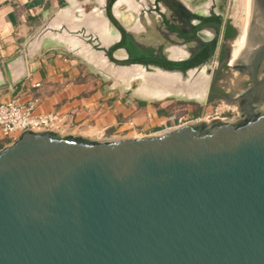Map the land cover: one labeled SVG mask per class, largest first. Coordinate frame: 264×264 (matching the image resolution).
Segmentation results:
<instances>
[{"label": "water", "instance_id": "obj_1", "mask_svg": "<svg viewBox=\"0 0 264 264\" xmlns=\"http://www.w3.org/2000/svg\"><path fill=\"white\" fill-rule=\"evenodd\" d=\"M111 4L97 23L56 20L39 40L58 34L95 66H110L127 88L145 80L144 95L153 82L165 85L152 65H192L152 57L143 11L131 27ZM236 39L228 26L213 79L229 64L251 84L233 99L209 92L207 103L220 98L236 105L237 122L201 121L105 142L27 130L2 148L0 264H264V0H249L241 55L229 45ZM216 41L199 63L214 57ZM26 60L14 59L22 72L15 83L13 60L0 62L12 89L26 77Z\"/></svg>", "mask_w": 264, "mask_h": 264}, {"label": "crops", "instance_id": "obj_2", "mask_svg": "<svg viewBox=\"0 0 264 264\" xmlns=\"http://www.w3.org/2000/svg\"><path fill=\"white\" fill-rule=\"evenodd\" d=\"M75 2L79 4L81 0ZM66 4L67 0H0V62L13 60L10 71L14 83L19 78L16 74H22L20 63L14 59L19 56L27 58L24 62L26 77L13 89L8 74L0 76V103L20 96L25 102H35L38 113L57 114L59 122L69 119L71 114L73 117L78 114L77 121L98 114L95 118H100L101 122L89 127L80 123L71 128L70 134L84 137L97 135L118 124L117 117L121 114L128 117L133 108L119 109L120 100H108L112 96L104 97V91H89L86 72L79 64L81 62L59 51V47L55 48L57 50L50 47L49 40L55 35L39 40L52 18L56 17L60 24L67 22L63 19L64 15L65 19L78 16L76 6L70 15L65 13L67 9L61 8ZM37 84L39 86H35ZM98 105H101V111H98ZM65 129L70 130V127ZM8 144L7 140L0 139V150Z\"/></svg>", "mask_w": 264, "mask_h": 264}, {"label": "flooded vegetation", "instance_id": "obj_3", "mask_svg": "<svg viewBox=\"0 0 264 264\" xmlns=\"http://www.w3.org/2000/svg\"><path fill=\"white\" fill-rule=\"evenodd\" d=\"M109 1L111 2V0H81L79 4H76L75 0H67V4L61 8L67 9L65 13L70 15L75 6L78 8L76 11L78 16L68 17L69 20L66 22L68 23L67 26H69L74 19L81 17L86 19L88 23H97L101 18L100 15H102V10L108 5ZM142 1L112 0L111 11L114 14L118 13L122 5H126V7L133 12L142 10L147 21L144 26L145 44L151 56L169 63L192 64L183 70H174L164 67L163 65L159 67L152 65L150 67L151 73L153 72V74H156L160 72V75L163 76L164 79L170 78L173 80L169 86L162 85V89L158 92L160 95L152 98L161 100L179 94L187 96L192 100L205 97L206 101H208L209 92H211L221 95L226 99H233L250 86V78L242 76L238 72L242 77H246V81L248 82L247 87L240 93L234 88H227L226 72L228 70L236 71L233 66L229 64H223L220 70L215 73L213 79L214 71L217 70L219 66L226 28L232 26L231 24L224 23L222 0ZM140 3L143 4V8L142 5H139ZM212 19L214 21L220 19L221 24L217 25L211 22L210 20ZM56 20V17L52 18L50 21L51 23L48 25H51ZM201 24H203V26L198 30L197 28ZM110 26L112 27L113 25L110 24ZM65 31V37L70 38L72 32L70 33L67 29ZM54 35L53 39L49 40V43L52 44L50 46L53 48L52 50H57L55 48L59 47V51L64 52L70 57L77 58L88 68V60L82 52L69 47L67 43L58 38V34ZM214 39L217 40V49L214 57L199 63L198 60L203 55L205 48ZM83 56L85 58H83ZM179 83L180 87L177 86ZM242 84V81L237 82L238 86H242ZM214 100H222L225 102V100L220 98H214L209 102ZM263 104L261 105V110H263ZM229 106L235 109L234 106L236 105L229 104ZM235 111L238 114V119L234 122H237L240 119V114L238 109H235Z\"/></svg>", "mask_w": 264, "mask_h": 264}, {"label": "rangeland", "instance_id": "obj_4", "mask_svg": "<svg viewBox=\"0 0 264 264\" xmlns=\"http://www.w3.org/2000/svg\"><path fill=\"white\" fill-rule=\"evenodd\" d=\"M222 4L224 23L231 24L237 31V39L230 40L229 45L232 51L241 50L244 46L247 32L249 0H222ZM141 5L143 8V4ZM119 13L123 21L127 24L129 23L131 27L137 22L133 18L138 17V11L133 12L126 5H122ZM118 54L120 55V53ZM87 60L88 68L82 63L79 64L86 72L88 90L104 91V97L107 95L112 96L108 100L112 102L121 101L118 105L119 109L130 107L133 108V111L128 117L122 114L120 115L121 117L118 116V124L108 127L100 134L85 137L82 135L75 136L100 142L120 141L149 135H161L185 123L196 124L201 121L207 122V119L212 120L213 117L217 116V113L222 114L221 116L227 118L230 122L238 119V114L235 111L237 107L234 106L235 109H233L222 100H214L207 103L205 97L192 100L187 96L179 94L161 100L148 97L147 94L144 95L140 92V88L146 85L145 80H135L127 88L123 83L116 80L117 75L114 74L110 66L101 69L91 63L89 59ZM226 73L227 88H234L240 93L247 87L248 82L246 81V77H242L234 70H228ZM238 81H242V86L237 85ZM98 106V111H101V105ZM262 108L264 110V104ZM97 115H88L86 118L77 121L78 114L76 113L74 117L71 114L69 119L59 122V126L54 132L67 136L71 134V128L78 126L80 123H85L86 127L93 126L101 122L100 118H95ZM67 126L70 127V130L65 129ZM11 143L9 142L8 145Z\"/></svg>", "mask_w": 264, "mask_h": 264}, {"label": "built area", "instance_id": "obj_5", "mask_svg": "<svg viewBox=\"0 0 264 264\" xmlns=\"http://www.w3.org/2000/svg\"><path fill=\"white\" fill-rule=\"evenodd\" d=\"M35 86H39V84ZM221 115L217 113V116L213 117L212 120L207 119L206 121L211 122L219 119L230 122ZM58 122L59 117L57 114L38 113L35 102H25L20 96L0 103V139L7 140L8 142H14L27 130L34 132L55 131ZM184 125L187 124L179 125L174 129Z\"/></svg>", "mask_w": 264, "mask_h": 264}, {"label": "bare ground", "instance_id": "obj_6", "mask_svg": "<svg viewBox=\"0 0 264 264\" xmlns=\"http://www.w3.org/2000/svg\"><path fill=\"white\" fill-rule=\"evenodd\" d=\"M248 35H249V18H248L247 32H246V38H245L244 46L241 50H237V51L233 50L234 53H236L238 55H241L243 53V51L245 50V48L247 47V44H248ZM170 80H172V79H170ZM161 81H164L165 83H163V84H165L166 86H169V84H171L173 82V80L169 81L168 79H163ZM156 84L157 83L153 82V84L151 86L144 89V93L147 94L149 97L159 96L160 94L158 92L160 91V89H162V87H161L162 85H159V87H158Z\"/></svg>", "mask_w": 264, "mask_h": 264}]
</instances>
